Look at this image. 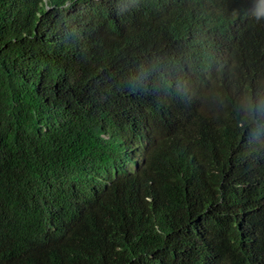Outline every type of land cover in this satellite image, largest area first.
<instances>
[{"label":"trees","instance_id":"1","mask_svg":"<svg viewBox=\"0 0 264 264\" xmlns=\"http://www.w3.org/2000/svg\"><path fill=\"white\" fill-rule=\"evenodd\" d=\"M0 264H264V0H0Z\"/></svg>","mask_w":264,"mask_h":264},{"label":"bare ground","instance_id":"2","mask_svg":"<svg viewBox=\"0 0 264 264\" xmlns=\"http://www.w3.org/2000/svg\"><path fill=\"white\" fill-rule=\"evenodd\" d=\"M135 124V123H134Z\"/></svg>","mask_w":264,"mask_h":264}]
</instances>
